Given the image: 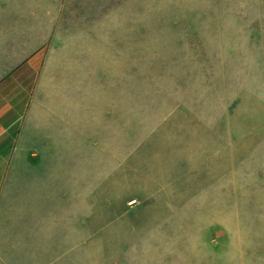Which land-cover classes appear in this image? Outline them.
<instances>
[{
	"label": "rangeland",
	"instance_id": "obj_1",
	"mask_svg": "<svg viewBox=\"0 0 264 264\" xmlns=\"http://www.w3.org/2000/svg\"><path fill=\"white\" fill-rule=\"evenodd\" d=\"M58 1L96 61L77 140L54 147L79 264H264V0Z\"/></svg>",
	"mask_w": 264,
	"mask_h": 264
},
{
	"label": "crops",
	"instance_id": "obj_2",
	"mask_svg": "<svg viewBox=\"0 0 264 264\" xmlns=\"http://www.w3.org/2000/svg\"><path fill=\"white\" fill-rule=\"evenodd\" d=\"M49 1L47 7L46 0H0V264L80 259L74 165L71 158L64 170L54 147L77 140L80 102L93 95L96 61L66 36L59 1ZM32 72L24 101L23 87L14 92V83ZM9 94L14 103H2ZM19 145L40 147L41 154H17ZM20 162L24 169L15 171ZM15 205L26 208L18 226L9 220Z\"/></svg>",
	"mask_w": 264,
	"mask_h": 264
}]
</instances>
